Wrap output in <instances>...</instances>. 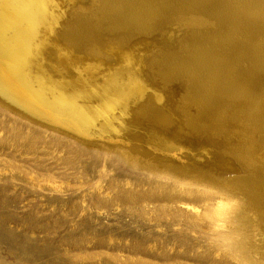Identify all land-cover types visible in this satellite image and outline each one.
Returning <instances> with one entry per match:
<instances>
[{
	"label": "rangeland",
	"instance_id": "rangeland-1",
	"mask_svg": "<svg viewBox=\"0 0 264 264\" xmlns=\"http://www.w3.org/2000/svg\"><path fill=\"white\" fill-rule=\"evenodd\" d=\"M29 1L43 7L32 16L34 21L32 27L35 31H38L37 23L42 17L39 28L41 33L39 31L37 39L40 47L37 44L35 55H30L27 53L28 49H23L26 44L25 39L17 38L12 33L10 27L12 18L0 5L2 6L0 23L6 25L0 24V38L3 39L0 40V45L3 42L0 46L2 48L0 54L2 55L3 52V58L5 56L8 60L16 54V57L13 55L9 62L16 64H11L13 66L11 72H14L13 75L17 76V80L20 81L22 78V82L25 79L28 81L26 85L23 84L26 90L29 87L27 91H40V96L45 93L44 98L48 103L56 93L65 102L83 108H92L95 111L100 106L117 101V98L118 102L109 108L105 118H101L91 126L90 133L85 136L65 128H60L61 131L63 130L62 133L52 131L0 105V264H239L219 243L214 225L206 219V214L211 212L215 205V201H208L215 198L214 193L181 187L155 175L140 173L117 156L114 157L112 151L118 152L119 156L131 145L137 150L142 148L147 152L148 157L145 154L134 153L130 155L132 161L140 159L153 163L152 165L156 169L159 167L160 171L166 168L173 173L175 165L187 164L214 185H221L227 190H236L237 184L241 183L239 178L246 176L245 164H249L248 167L254 169L252 165L258 161L255 158L256 161L253 160L252 163L247 159L246 144L237 129L240 121L232 123L229 129L221 134L214 132L203 121H199L200 124L196 122L192 125V129L185 111L157 82L154 75L157 76L158 70L151 67L146 55L141 53L144 58L142 55L141 58L133 54L134 57L131 52L126 55L127 40L122 35H107L109 38L104 49L102 46H99V49L95 44L87 45L86 56L79 59L73 47L59 32L61 26L72 18L71 10L61 9L60 0H39L40 4L37 0ZM147 1L163 3V11L177 9L174 5L175 0ZM180 1L189 8L200 9L201 6L208 8L210 14L220 20V24L216 25L215 19L209 20L204 16L203 18L197 15H187L188 17L182 15L173 21H162L157 35L153 34L154 36L145 39L132 37L130 43L133 46L144 45L143 49L150 42H160L163 54L166 50V53H183V43L188 39L187 35L191 30L224 33L225 41L232 45L225 50V53L232 60H220L219 78L217 83L212 81L211 83L229 96L236 94L235 97H238V91L248 93L251 100L248 102L247 110L251 113L254 112L251 108H254L255 112L259 111L264 122V0ZM119 3V0H109L108 4L119 9ZM203 21L211 22L207 25ZM3 30L8 34L3 36L5 34L1 32ZM166 36L169 37L165 38ZM5 38L12 40L9 44L12 43L15 47L9 45V41L6 42ZM227 39H231V42ZM6 43L12 47L11 50ZM168 47H173L172 51ZM2 50H6L7 53ZM119 51L123 52L119 53ZM160 54L159 58L163 55ZM29 58L34 59L32 68L36 70L35 73L31 70ZM232 67L235 68V74L229 73V68ZM26 70L28 78L27 75L25 77ZM39 70L50 81L45 86H41L42 88L39 87L36 79L39 78ZM190 72L192 77L203 76L199 69ZM33 74L36 77L33 78ZM245 81H248L249 86L244 83ZM59 86L63 91L57 88ZM126 86L131 90L134 89L136 94L123 101L115 93L122 91ZM184 88L181 90L183 93ZM192 91L197 99L209 94L196 85ZM231 99V101L225 99L220 103L215 97L211 98L213 104L211 112L216 119L229 122L245 116L244 112L247 110L240 107L242 101L233 97ZM25 113L29 112L25 111ZM27 116L48 125L39 115ZM244 126V129H252L255 141H259L260 138L264 141L263 129L261 131L253 129L247 122ZM47 127L56 126L49 124ZM192 131L200 134H194ZM223 143L233 147L235 150L233 155ZM100 147L104 148L100 149ZM257 149L258 154L264 153V146L258 144ZM181 176L193 178L192 175ZM161 188L165 189L161 190ZM135 192L158 194L162 197L156 202L142 201L137 204L121 200V196L133 195L136 194ZM258 224L256 230L264 238V222Z\"/></svg>",
	"mask_w": 264,
	"mask_h": 264
},
{
	"label": "bare ground",
	"instance_id": "bare-ground-1",
	"mask_svg": "<svg viewBox=\"0 0 264 264\" xmlns=\"http://www.w3.org/2000/svg\"><path fill=\"white\" fill-rule=\"evenodd\" d=\"M119 1H120V3H119L120 5H119V9H117L115 6H110L108 4L109 0H60L59 6H61V9L63 8L65 11L71 10V13L73 14V16H72V18H70L67 15L70 19H69V21H67V23H65L61 26L59 32L62 35V37L65 40H67L69 42V44L73 47L77 57L79 59L84 57L85 48L89 44H95V46H97L99 49L101 46L103 47V49H104V47H107V46H105V45H107L106 44L107 38H109V37H107V35H115V34L122 35V37L127 40L125 42V48L128 49L127 52L124 49L125 53H127L126 55H128V53H130V52H131L132 56L138 55V57H141V55H142L141 53H143V55L144 54L146 55V58L148 60H150L151 67H154L156 70H158L157 76L154 75L157 82L161 84L162 88L166 89V91L169 92V95L173 98V100H175L177 103H179L181 108L185 111V113L187 114V116L189 118L188 120L190 123V127H192V129H193L192 125L196 124V122L199 123V121H203L204 123L206 122V124L214 132L221 134V133H225L227 131V129H229V126L232 123H234L236 121H240V124L239 125L237 124L238 125L237 129L239 130V134H240L239 136L244 140V143L246 144L247 159L249 160V162L253 163V160H255V158H257V160L259 162L257 161L256 163L255 162L253 163L254 165H252V166L254 167V169L256 167L255 170L253 168H249L248 167L249 164L248 165L245 164L246 176L239 178V179H241V183L237 184L238 185V186H236L237 188L235 187L236 190H233V189L227 190L225 188H222L221 185L220 186L214 185L211 181H208V179L203 177L202 174L195 172L187 164H186V166H180V165L174 166L173 163L171 162L172 165L174 166V169H173V167H172V169L175 171L173 173V171L171 172L169 169L166 170V168L164 171H160L159 167H158V169H156L152 165L153 163H149V162L147 163V162L140 160V159L139 160L134 159L132 161L131 160L132 156H130L131 154L134 155V153H138V154L140 153L139 155H141V154L146 155V153H147V152H144L145 151L144 149L141 148L143 151L141 149L137 150L132 145H131L132 147L129 146L128 150H124L121 154H119V156H118V152L115 153L114 151H112V153H114L113 156L114 157L117 156V158L121 159V161L124 162L126 165H128L129 167H131L132 169H134L136 171H139L140 173L142 172V173H147L148 175H155V177L157 176L159 178H163V179L172 181L174 184L179 185L181 187H189V188H193V189H197V190H202L205 193L206 192L214 193L215 198L208 199V201L209 200L213 201V202L215 201L214 202L215 205H213L214 208L212 209V211L206 214V219L212 223L211 225H214V227L216 229L217 237L219 238L218 241H220L219 243L222 245V247L225 250H227L230 257L232 259H234L235 261L239 262V264H264V238H263L262 234L256 230V226L259 225L258 223L264 222V153H262V154H261V152H259V154L257 153V150H258L257 145L259 144V146H264V141H262L263 140L262 138H260V140L258 139L259 141H255L254 135L252 134L253 133L252 129H250L251 130L250 131V130L243 128V126L245 125V122H247V123L252 125L253 129L261 131V129L264 130V122L262 120V116L260 115L259 111L255 112V109L251 108L254 111L253 113H251L250 111L247 110L246 107L248 105V102H250V100H251V97L248 93L238 91V94H239L238 97H235L236 94L229 96L228 94L223 93L222 90L217 89L211 83V81L213 83H217V80L219 78L218 77V74H219L218 71L221 70V66L219 65L220 60L221 59L232 60L229 57V55L227 53H225V50L232 45L229 42L225 41V35H224V33H221L220 31L217 32L216 34H214L215 32H213L212 30H210L212 32H209L208 30L206 31V30H197V29L191 30L189 35H187L188 39L186 40V42L184 41V43H183V48H184L183 53H174V52L166 53L167 52V50H166L165 54H163V53H161V48H160L161 43L160 42H150V43H148V46L146 45L147 47H145L143 49H142V47H144V45L143 46H141V45L140 46H133L130 43L132 41V40L130 41V39L132 37H135L137 39L138 38L141 39L142 37L144 39H145V37L149 38L150 36H152L153 34H156L158 32L162 21H165V20L173 21L174 19H176V17H178V19H179L180 18L179 16H182V15L183 16L184 15H186V16L187 15H197L199 17L204 16L209 20L215 19V21L217 23V24L215 23L216 25H218V23L220 24V20L218 18H214L212 16V14H210L208 8H205L202 6L200 9L199 8H189V6H186L180 0L174 1V5L177 6V9L173 10V11H163L164 10L163 3H160L157 1L155 3H153L152 1L149 2L147 0H119ZM37 2L39 3V0H37ZM115 3H117V2H115ZM115 3H112V4H115ZM66 4H68V5L66 6ZM182 4L184 6H182ZM0 5H2L5 8V10H7L9 12V14L12 18L11 23H10L12 33L17 38L23 37L25 39L24 41H26V44L23 46V49H28L27 53H29L30 55H35L36 50L38 48L37 47V44H38L37 39L39 36V31H40L39 28L41 25L40 22H41L42 17L39 19V22L37 23L38 31H35L32 27V24L34 22V21H32V19H33L32 16H34L33 13L38 11L40 9V7L41 8H43V7L41 5H38V4H36L37 5L36 6L35 4H33V2L31 3V1H29V0H0ZM47 5H45V6L47 7ZM145 5H149V6H145ZM2 6H0V7H2ZM59 6H58V8H59ZM47 10H48V8H47ZM55 12H53V14ZM2 13H4V12H2ZM0 16H1V14H0ZM3 16H4V14H3ZM6 17H7V15H6ZM62 18H63V16H62ZM204 21H206V20H204ZM204 21H203V23H205ZM9 22H10V20H9ZM42 22H44V21L42 20ZM208 22H211V21H208ZM5 23H6V21H5ZM175 23H176V21H175ZM207 23H205V24H207ZM0 24H2V23H0ZM4 25L2 24V26H4ZM50 25H48V26H50ZM165 25H167V24H165ZM177 26H179V25L177 24ZM204 26H206V25H204ZM46 27H47V25H46ZM52 27H53V23H52L51 29H52ZM164 27H166V26H164ZM212 27H214V26H212ZM178 28H180V27H178ZM209 28H210V26H209ZM181 29L184 30V28H181ZM171 31H173V30H171ZM1 32L4 33L5 31L3 30ZM166 32H168V31H166ZM181 32H182V30H181ZM6 33L7 32H5V34H3V36L6 35ZM40 33H41V31H40ZM211 33L214 35H212ZM46 34H47V32H46ZM10 35H11V38H13L12 34H10ZM45 36H47V35H45ZM159 36H156V37H159ZM181 36H183V35H181ZM168 37L166 36L165 38H168ZM119 38H120V36H119ZM179 38H181V37H179ZM185 38H186V36H185ZM6 39L7 38H5V41H6ZM111 39H112V37H111ZM0 40H3V39L0 38ZM29 40H34V41H29ZM179 40H181V39H179ZM227 40L231 42V39H227ZM5 41H4V43H5ZM8 41H9V39H7L6 42H8ZM11 41L12 40H10L8 42V44ZM117 41H119V40H117ZM115 43H117V42H115ZM129 43L131 45H129ZM141 43L142 42L140 41V44ZM2 44H3V42H2ZM8 44H7V46H8ZM11 44H9V45H11ZM133 44H134V42H133ZM168 44L169 43H167L166 46H168ZM12 45L14 46V44H12ZM113 45H115V44H113ZM38 46H39V44H38ZM10 47H9V49H10ZM113 47H115V46H113ZM110 48H112V47H110ZM168 48H169V50H171L173 47H171V48L168 47ZM0 49H2V48H0ZM13 50H15V48H13ZM119 50H120V48H119ZM2 51H4V50H2ZM12 51H10V52H12ZM117 51H118V48H117ZM174 51H176V50L174 49ZM113 52L115 54V51H113ZM120 52H123V51H119V53ZM6 53H7V51H6ZM102 53H104V52H102ZM109 53H111V55H112V52H109ZM160 53L163 55H161ZM10 54H12V53H10ZM41 54H42V52H41ZM159 54L161 55L160 58H159ZM2 55H3V52H2ZM2 55L0 54V105L5 107V109H9L11 112L16 113L19 116H23L24 118H26V119L34 122V123H37L44 128H50V130H52V131L61 132V133L63 131V130L61 131V129L65 128V129L72 130V132H75L78 135H82V136L88 135L90 133L91 126L94 125L95 122H97L101 118L102 119L105 118L107 116L109 108L111 106H113L114 103L118 102V98H117V101L111 102L110 104H105L104 106H100L99 109L97 108L95 111V110H92V108H83V107L75 105L71 102H65V100L63 98L58 97L59 95L57 96L58 93H56V96H53L52 98H50L51 102L48 103L44 98V97H46V96H44V94H45L44 92H43L44 94L41 92L43 94V96H40L41 95L40 91H38L39 94L36 91L35 92H33L32 90L27 91V90H29V87H27L28 89L26 90V88L24 86L26 85V83L28 81L25 79L22 82L21 81L22 78H21V80H20L22 82L21 83L20 81L17 80V78H16L17 76L15 77L13 75L14 72L13 73L11 72L12 67H13L12 65H16V64L10 63L11 61L9 62V60L12 58V56L14 54L10 57L9 60L7 59V57L5 59V56L3 58ZM9 55H7V56L9 57ZM111 55H109V56H111ZM143 55H142V57L144 58ZM112 56H115V55H112ZM15 57H14V59H15ZM95 58H97V57H95ZM33 61H34V59L29 58L31 70H33V68H34V67L32 68ZM110 61L111 60H109V63H110ZM85 63H87V62H85ZM92 63H93V60H92ZM105 63H106V60H105ZM17 64H19V63H17ZM93 64L95 65V63H93ZM143 64H144V62H143ZM87 65H88V63H87ZM89 65H92V64H89ZM100 65H102V63ZM124 65H125V63H124ZM19 68H21L20 65H19ZM19 68H17V69L19 70ZM100 68H102V67H100ZM13 69L15 70V68H13ZM98 69H99V67H98ZM98 69H96V70H98ZM195 69H199L202 72L203 76H197L198 78L192 77L190 71L195 70ZM40 70H39V78L34 76V74L32 76H33V78L36 77V79H38L37 83L40 85L39 87L42 88L41 86H43V85L45 86L46 83L47 82L50 83V81L44 77V74H42ZM15 71H17V70H15ZM23 71H25L24 68H23ZM33 71H34V73L36 72V70H33ZM114 72H116V70ZM15 73H17V72H15ZM24 73H26L25 74V77H26L27 70ZM229 73L235 74V68L234 67L229 68ZM27 78H28V75H27ZM29 78H30V76H29ZM211 78H214V80H210ZM32 79H31V81H32ZM24 83H25V85L23 86ZM29 83H31V82H29ZM32 83H34V81H32ZM244 83L247 86H249L248 81H245ZM34 85H36V84H34ZM195 85L201 87L203 90L206 91V93L208 92L210 95L207 94V95H204V97L202 99H200V98L197 99L194 96L193 91H192V89ZM183 86H185V88ZM247 86H244V87L248 88ZM57 88H59L63 91V89L60 86ZM183 88L185 89L184 93L181 91ZM57 92H59V91L57 90ZM135 94H136L135 90L134 89L131 90L130 88H128V86L124 87L122 89V91L115 93V95L120 96V99L123 101L125 99H128L129 96H134ZM212 97H215V99L218 100L220 103H222V101L224 102L225 99H230V101H231L232 100L231 97H233L236 100L242 101V104L240 107L243 108V110H247L246 112H244L245 116L242 118H239V119L231 120L229 122L227 120L221 121V120L216 119L211 112V109L213 107V104L211 102ZM47 100H49V99H47ZM181 108H180V110H181ZM25 111L29 112V113H25ZM176 112H178V111H176ZM171 113L172 112H170V115H171ZM32 114L33 115H39L43 120H45L46 124L47 123H48V125L52 124L53 126L55 125L56 127H53V128L47 127L48 125L46 126L45 124H42L43 122L39 123V121H36V119H33V118L27 116V115H32ZM145 114L147 115V113H145ZM148 114H149V112H148ZM180 114H181V112H180ZM182 114L184 116V113H182ZM173 116H174V114H173ZM152 117L153 116H151V118ZM174 118H175V116H174ZM175 119H177V117ZM242 120H244V121H242ZM178 122H179V120H178ZM115 123H117V120ZM107 124L108 123H106V125ZM108 125H110V124H108ZM113 125H112V127H113ZM180 125H181V123H180ZM247 126H249V125H247ZM119 127L120 126H118V128ZM190 127H189V129H190ZM201 127H203V126H201ZM125 128H123V129L121 128V129L124 130ZM129 128H131V127L129 126ZM185 128H187V127H185ZM110 129H111V126H110ZM195 130H197V129H195ZM233 130H235V128ZM187 131H188V129H187ZM200 131L202 132V129ZM213 131L211 133H213ZM192 132H194V131H192ZM122 133H124V132H122ZM122 133L120 134L121 136H122ZM125 133L127 134V132H125ZM195 133L196 132H194V134ZM103 134H104V132H103ZM198 134H200V133H198ZM236 134H237V132H236ZM116 136H117V134H116ZM218 136L219 135H217V137ZM117 137L119 138V136H117ZM229 138L227 137V139H229ZM202 139H203V137H202ZM116 140H118V139H116ZM237 140H238V138H237ZM230 141L231 140H229V142ZM176 142H178V141H176ZM223 144H224L226 149L228 147V149L231 151V154L233 155V152H235L233 147L231 148L229 145L227 146L226 145L227 143L226 144L223 143ZM107 146H109V145H107ZM150 146H152V145H150ZM115 147H116V145H115ZM173 147H171V148H173ZM207 147L209 148V146H207ZM101 148H104V147H100V149ZM203 149H206V148H203ZM210 149L212 150V148H210ZM238 149H239V147H238ZM139 150H141V152ZM150 150H152V148H150ZM179 150H181V147ZM206 152H207V150H206ZM181 153H182V151H181ZM171 155H173V154H171ZM227 155H229V154H227ZM159 159H160V157H159ZM237 159H239V158H237ZM154 161H157V160H154ZM158 162L160 163V161H158ZM158 162H156V163H158ZM164 163H165V161H164ZM171 163H170V165H171ZM165 164H167V163H165ZM160 169L162 170V167H160ZM181 175H189V176L192 175L193 178L192 177H182ZM239 179H238V181H239ZM167 186H169V185H167ZM159 189H160V187H159ZM162 189H165V188H161V190ZM167 190H169V189H167ZM135 193L136 194H133V195L121 196V200L124 202H127V203L130 202V203L137 204V203H140L142 201L156 202V201H159L160 198L162 197L158 194H152V193H147V194H137V192H135ZM184 195H185V193H184ZM184 195H183V197H185ZM192 195H193V193H192ZM186 199H188V198H186ZM200 199H201V197H200ZM215 229H214V231H215ZM255 233H257V236H255ZM256 239H257V241H256Z\"/></svg>",
	"mask_w": 264,
	"mask_h": 264
}]
</instances>
